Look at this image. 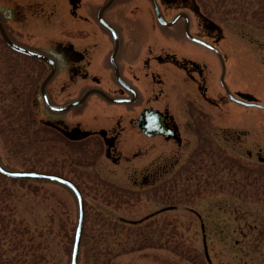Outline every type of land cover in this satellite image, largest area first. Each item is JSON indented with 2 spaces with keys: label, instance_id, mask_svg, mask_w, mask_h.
Returning a JSON list of instances; mask_svg holds the SVG:
<instances>
[{
  "label": "flooded vegetation",
  "instance_id": "1",
  "mask_svg": "<svg viewBox=\"0 0 264 264\" xmlns=\"http://www.w3.org/2000/svg\"><path fill=\"white\" fill-rule=\"evenodd\" d=\"M227 1L0 0V56L14 54L12 68L0 67V166L43 165L81 193L76 172L88 170L106 187L188 186L194 200L211 199L213 171L248 136L243 110L264 105L246 87L261 86L246 74L264 64L254 57L260 41L229 34L244 22ZM14 134L43 147L44 160L14 156ZM106 202L110 210L95 213L108 231L163 225L177 207L140 215Z\"/></svg>",
  "mask_w": 264,
  "mask_h": 264
},
{
  "label": "rangeland",
  "instance_id": "2",
  "mask_svg": "<svg viewBox=\"0 0 264 264\" xmlns=\"http://www.w3.org/2000/svg\"><path fill=\"white\" fill-rule=\"evenodd\" d=\"M238 2L241 7L235 5ZM227 3L228 15H237L244 22V29L235 23L229 34L258 39L264 46V0ZM259 45H255L254 57L264 59ZM13 55L0 56V67L12 68ZM246 74L260 79V87L256 83L246 87L251 85L264 102V64ZM242 115L248 136L235 145L242 149L234 157L230 155L229 165L223 171H213V191L207 190L211 199L194 200L192 193L187 194L188 186L106 187L92 179L88 170L76 172L80 180L86 179L80 186L85 218L78 264H209L205 251L211 264H264V159L259 162L246 156L247 150H260L264 157V110L244 109ZM10 142V146L15 144L12 153L22 157L21 161L45 158L44 148L35 147L29 139L14 134ZM42 168L37 166L34 171ZM106 201L140 215L165 206L177 207L161 214L163 225L153 222L132 232H123L122 227L108 231L113 224L95 213L110 210ZM185 206L197 210L201 218ZM76 220L77 203L68 188L0 175V264H69Z\"/></svg>",
  "mask_w": 264,
  "mask_h": 264
},
{
  "label": "water",
  "instance_id": "3",
  "mask_svg": "<svg viewBox=\"0 0 264 264\" xmlns=\"http://www.w3.org/2000/svg\"><path fill=\"white\" fill-rule=\"evenodd\" d=\"M0 31L1 34L5 37V34L1 26H0ZM251 105L260 109H264V105H260L256 103ZM0 172L11 178L56 180L64 184L73 191L77 199L78 214H77V222L74 232V240H73L71 258H70V264H77L78 251H79L80 240L82 237L83 222H84V202H83V197L79 192V190L70 181L51 174L37 173V172H14V171L12 172L3 169L1 166H0Z\"/></svg>",
  "mask_w": 264,
  "mask_h": 264
}]
</instances>
